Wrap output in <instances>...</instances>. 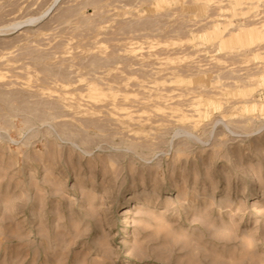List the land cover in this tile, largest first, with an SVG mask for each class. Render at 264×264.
I'll return each mask as SVG.
<instances>
[{"label":"rangeland","instance_id":"rangeland-1","mask_svg":"<svg viewBox=\"0 0 264 264\" xmlns=\"http://www.w3.org/2000/svg\"><path fill=\"white\" fill-rule=\"evenodd\" d=\"M0 264H264V0H0Z\"/></svg>","mask_w":264,"mask_h":264}]
</instances>
